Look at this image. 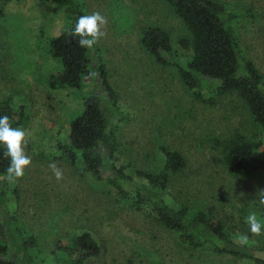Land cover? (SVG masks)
Masks as SVG:
<instances>
[{
    "label": "rangeland",
    "instance_id": "1",
    "mask_svg": "<svg viewBox=\"0 0 264 264\" xmlns=\"http://www.w3.org/2000/svg\"><path fill=\"white\" fill-rule=\"evenodd\" d=\"M81 1L88 15L99 12L108 21L107 35L97 46L123 115L113 127L116 166L130 175L157 172L162 146L179 152L186 167L171 178L166 203L208 213L236 244L252 248L259 261L187 248L148 208L132 209L129 200L57 155L56 145L67 140L70 120L83 112V96L50 87L60 66L45 52L46 41L66 27L62 7L57 0H0V102H8L17 115L22 109L20 128L26 131V153L32 160L22 179H8V205L37 238L41 264H57L55 254L66 260L57 245L83 233L100 248L99 256L85 264H264V255H258L264 254V228L257 236L246 223L254 213L264 225V172L230 176L219 148L238 133L258 145L255 154L264 161V129L233 95L216 97L213 105L198 99L174 68L158 63L143 48V31L160 27L170 34L178 59L190 54L179 45L186 30L167 4ZM215 1L240 17V44L264 75V0ZM50 163L62 171L60 180Z\"/></svg>",
    "mask_w": 264,
    "mask_h": 264
},
{
    "label": "trees",
    "instance_id": "2",
    "mask_svg": "<svg viewBox=\"0 0 264 264\" xmlns=\"http://www.w3.org/2000/svg\"><path fill=\"white\" fill-rule=\"evenodd\" d=\"M57 1L66 27L46 41L45 52L60 66L58 74L51 77L50 87L73 90L83 96V112L70 120L67 140L56 145L57 155L129 200L132 209L148 208L156 221L174 232L187 248L259 261L252 248L236 244L224 225L208 213L166 203L164 193L171 178L186 167L179 152L162 146L163 164L157 172L136 170L130 175L116 166L119 153L113 127L123 118L119 98L98 46L81 48L79 38L71 35L78 18L88 15L85 4L81 0ZM161 1L181 20L187 34L180 38L179 45L190 54L184 60L178 59L171 48L170 34L160 27L143 31V48L158 63L174 68L198 99L213 105L216 97L233 95L253 123L264 129V75L240 44L236 33L238 14L215 0ZM4 115L13 127L22 126V109L17 115L8 102L2 101L0 116ZM257 147L241 134L231 135L219 143L220 162L234 178L264 172V161L255 154ZM5 151L0 145V264H41L37 238L20 225L8 205L11 190ZM57 248L61 256L67 257L63 260L55 254L57 264H85L100 254L98 244L87 233Z\"/></svg>",
    "mask_w": 264,
    "mask_h": 264
},
{
    "label": "clouds",
    "instance_id": "3",
    "mask_svg": "<svg viewBox=\"0 0 264 264\" xmlns=\"http://www.w3.org/2000/svg\"><path fill=\"white\" fill-rule=\"evenodd\" d=\"M107 18L99 12H93L90 15H83L78 18L71 31L73 37H78V44L81 48L92 49L99 41L107 35L105 28L107 26ZM26 131L20 127H13L12 121L7 115L0 116V145L6 149L4 157L9 160L6 173L9 180L13 182L22 179L25 170L30 167L32 160L26 153L28 142L26 139ZM57 180L62 178V171L55 163H50ZM264 204V200H261ZM246 223L250 227V231L255 235L262 233L264 225L254 213H250L246 218ZM247 241L245 236L242 243ZM264 255V254H258Z\"/></svg>",
    "mask_w": 264,
    "mask_h": 264
}]
</instances>
